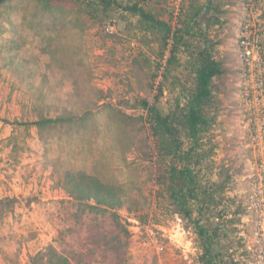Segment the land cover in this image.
Returning <instances> with one entry per match:
<instances>
[{
    "label": "rangeland",
    "instance_id": "rangeland-1",
    "mask_svg": "<svg viewBox=\"0 0 264 264\" xmlns=\"http://www.w3.org/2000/svg\"><path fill=\"white\" fill-rule=\"evenodd\" d=\"M205 1L149 0L145 7L175 28L178 14L186 17L191 4ZM212 1L201 19L221 17L209 33L226 74L215 80L208 110L215 123L202 144L216 147L224 173H214L212 183L230 175L243 198L260 155L255 118H264V0ZM101 10L89 13L77 0L0 7V176L24 180L14 199L0 184V264H128L132 229L124 208L143 214L144 225L150 214L171 230L179 223L160 193L156 139L142 103L153 104L162 89L159 107L169 113L181 94L174 83L189 78L193 60L183 51L167 72L171 42L163 49L157 31L118 6ZM108 23L114 34L106 33ZM181 138L188 148L187 135ZM81 181L110 188L123 207L80 199ZM180 220L191 240L194 233ZM167 249L164 264H190L182 250Z\"/></svg>",
    "mask_w": 264,
    "mask_h": 264
},
{
    "label": "trees",
    "instance_id": "trees-1",
    "mask_svg": "<svg viewBox=\"0 0 264 264\" xmlns=\"http://www.w3.org/2000/svg\"><path fill=\"white\" fill-rule=\"evenodd\" d=\"M9 1L11 0H0V7ZM42 1L53 3L62 0ZM77 1L84 2L89 13L98 12L101 8V11L106 12L111 7L118 6L124 12L138 16L147 31H157L161 35L163 49L166 50L171 42L170 55L166 61L167 72L175 63L179 64V54L183 51L190 54L193 60L189 65L190 76L185 80L186 83H174L181 87V94L169 109V113L159 107L162 89L153 104L150 105L147 101L142 103L143 109L148 111L150 130L156 139L160 161L157 180L170 214L179 216L186 227L197 235L203 264H238L230 254V250L236 246L237 222L234 217L227 218V208L236 206L233 216L238 212L242 213L243 199L236 194L230 175L225 176L224 182L212 183L214 173L220 176L224 173L216 167L213 157L218 153L216 147L205 148L202 144L203 136L215 123L208 115V110L215 101V80L226 74L221 62L214 56L218 43L213 42L209 33L211 27L221 24V17L212 14L210 17L207 15L204 21L201 19L203 14L212 9L213 1L191 4V11L187 10L186 17L182 18L183 15L180 17L178 14L175 28L146 9L145 4L149 0L130 4L116 0ZM217 9L222 14V9ZM53 122L51 119L44 123ZM39 124L40 122H36V125ZM182 134L188 137V148H185ZM79 193L80 199H93L101 206L123 207L119 197L106 186H90L81 181ZM126 232L130 241V234L128 230Z\"/></svg>",
    "mask_w": 264,
    "mask_h": 264
},
{
    "label": "built area",
    "instance_id": "built-area-1",
    "mask_svg": "<svg viewBox=\"0 0 264 264\" xmlns=\"http://www.w3.org/2000/svg\"><path fill=\"white\" fill-rule=\"evenodd\" d=\"M105 31L107 34H114L115 28L108 23ZM242 44L246 45L245 61L252 67L253 49L250 48L246 38L242 40ZM255 120L256 132L253 136L260 148V155L257 157L255 166L257 173L249 175V193L241 197L243 199L242 213L238 212L233 216L236 213V206L227 208V218L234 217L237 222L236 246L230 250V254L238 264H264V118L259 119L257 116ZM153 207L157 210L159 205L153 203L152 209ZM121 214L130 224L129 229H132L130 230L128 264H164L170 244L175 249L182 250L190 264H203L200 259L202 252L197 235L194 234L191 240H186L179 217H176L179 222L176 229L171 230L165 221L158 220V214H150L151 220L145 225L141 220L143 214L131 213L126 208ZM148 225H151L153 229ZM247 227L249 229H246Z\"/></svg>",
    "mask_w": 264,
    "mask_h": 264
},
{
    "label": "crops",
    "instance_id": "crops-1",
    "mask_svg": "<svg viewBox=\"0 0 264 264\" xmlns=\"http://www.w3.org/2000/svg\"><path fill=\"white\" fill-rule=\"evenodd\" d=\"M5 181L7 183L6 186L4 184ZM23 182H24V180H22L21 174H14L13 176H10V177L7 176V180H5V175L0 176V184H1V186H3L4 189H6V191H5L6 197L10 196L13 198L16 195H19L18 193H23V190L20 189L21 187H19V186H21V184H23ZM23 188H24V186H23ZM25 191H27V190L24 189V192Z\"/></svg>",
    "mask_w": 264,
    "mask_h": 264
}]
</instances>
